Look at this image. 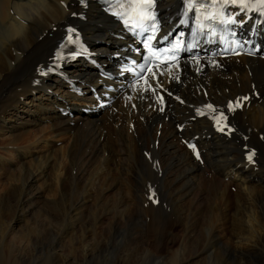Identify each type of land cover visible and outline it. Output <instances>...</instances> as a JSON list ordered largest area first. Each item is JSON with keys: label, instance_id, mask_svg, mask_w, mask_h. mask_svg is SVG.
<instances>
[{"label": "bare ground", "instance_id": "obj_1", "mask_svg": "<svg viewBox=\"0 0 264 264\" xmlns=\"http://www.w3.org/2000/svg\"><path fill=\"white\" fill-rule=\"evenodd\" d=\"M161 4L172 12L177 0ZM82 12L86 21L75 17ZM73 22L88 38L102 39L93 43L100 53L116 48L118 27L93 4L0 0V264H119L124 256L127 264H264V61L242 56L222 70L183 75L176 87L186 102L169 97L164 114L161 103L139 91L121 96L117 111L85 116L90 96L77 98L61 79L40 74ZM67 70L97 79L87 63ZM254 89L261 98L233 115L232 138L193 120L200 104L253 96ZM169 90L177 94L172 83ZM67 104L77 110L74 120L58 110ZM178 122L187 123L182 132ZM196 134L203 164L180 138ZM247 145L258 148L256 165L245 159ZM150 183L158 204L148 198ZM38 205L45 212L34 211ZM165 210L172 213L164 217ZM15 215L18 224L35 227H9ZM49 221H56L53 228ZM61 221H68L61 236L67 254L60 240L54 243ZM112 250L122 252L113 262L106 256Z\"/></svg>", "mask_w": 264, "mask_h": 264}, {"label": "rangeland", "instance_id": "obj_2", "mask_svg": "<svg viewBox=\"0 0 264 264\" xmlns=\"http://www.w3.org/2000/svg\"><path fill=\"white\" fill-rule=\"evenodd\" d=\"M143 141L145 142V141H147V140H143ZM57 144L60 145V142L57 143ZM57 147H59V146H57ZM38 206H39V207H38ZM38 206H36V207L34 208V209H35L34 211H36V210H40V208L42 207V208H43L42 210L45 212V210H46V205H44L45 207H44L43 205H38ZM29 209H30V208H29L28 206H26V207L24 206V210H25V211H26V210H29ZM44 209H45V210H44ZM71 209H72V208H71ZM172 209H173V208H172ZM163 213H164V214H163ZM163 213H162L163 216H164V217H167L170 213H172V210H171V212H168L167 210H165ZM86 216L88 217V213H86ZM12 218H13V219H12ZM12 218H9V219L6 220V221H7V224H9L8 226H9V227H14L16 230L18 229V231H20V232L23 231V227H27V229H29L30 225L33 226V223H31L30 225H28L26 222H22L21 225L18 224V223H17V217H16V215H15V217H12ZM15 221H16V223H15ZM8 222H9V223H8ZM61 222H62V221H61ZM105 222H106V220H105ZM55 223H56V221H55V222H54V221H49L48 224L50 225L51 228H53L54 225H55ZM87 223H88V218H87ZM67 224H68V221H63V222H62L61 228H63V229H60V230H59L58 233H60V234H57V235L55 236V238H54V241H55V242L53 241L54 243H57V242L60 240V246H62V247H60V249H61L62 253H64V254L69 253V251H68V249H67V247H66L67 240L65 239V241H66V242H65L64 240H62L63 238L61 237V236H62V233H64V231H65L66 228L68 227ZM10 225H11V226H10ZM22 225H23V226H22ZM34 225H35V224H34ZM52 225H53V226H52ZM85 225L88 226V224H85ZM76 226H77V225H76ZM80 226H81V225H80ZM33 227H35V226H33ZM38 227H39V226L37 225V229H38ZM221 227H222V226H221ZM223 228H224V231H227V230H228L229 228H231V227H223ZM20 229H21V230H20ZM63 230H64V231H63ZM180 230H181V229L178 228V231H180ZM231 230H232V228H231ZM127 231L130 232L129 235L131 236V234H132V230H127ZM127 231H126V232H127ZM129 232H128V233H129ZM217 234L221 235V234H223V231L221 230V231H219ZM80 236H82V234H78L76 237H80ZM85 238H86V240L88 241V235L85 234ZM192 240L194 241L193 238H192ZM192 240H191V241H192ZM50 241H51V239H50ZM191 241H190V242H191ZM193 241H192V242H193ZM190 242H189V243H190ZM192 242H191V243H192ZM194 242H195V241H194ZM65 243H66V244H65ZM189 243H188V248L191 246V247L189 248V249H191L192 246L194 245V243H192L193 245H191V243H190V244H189ZM139 244H143V243H139ZM2 247H3V246H1L0 248H2ZM64 248H66V249H64ZM209 250H210V248H208L207 250H205V251H204V254H205L206 252H208ZM67 251H68V252H67ZM3 252H4V251H3ZM3 252H2V253H3ZM49 253H50V252H48L47 257H49L50 255H51V257H52L53 254H52V253L49 254ZM112 253H114V255H113ZM119 253H122V252H118V251H113V250H112V252H110V254H109L110 256H108V254H107L106 256H107V258L110 257V258H109V259H111L110 261H112V260L115 261V260H116L115 258L117 257V255H118ZM111 255H112V256H111ZM115 255H116V257H115ZM0 257H1V256H0ZM125 258H127V259H125ZM0 259H1V258H0ZM52 259H54V257H52ZM114 259H115V260H114ZM124 259H125V260H124ZM124 259H123V257H122V260H119V261H120L119 264H121V263H122V264H125V263L127 264L128 260H129L128 257H127V256H124ZM44 261H45V260H44ZM51 261H52V260H51ZM113 261H112V262H113ZM121 261H122V262H121ZM123 261H124L125 263H124ZM262 261H263V260H262ZM39 262L42 263L43 261H39ZM193 263H194V264H197L195 261H192V262L187 263V264H193ZM42 264H44V263H42ZM117 264H118V263H117ZM198 264H201V262H198Z\"/></svg>", "mask_w": 264, "mask_h": 264}, {"label": "snow or ice", "instance_id": "obj_3", "mask_svg": "<svg viewBox=\"0 0 264 264\" xmlns=\"http://www.w3.org/2000/svg\"><path fill=\"white\" fill-rule=\"evenodd\" d=\"M261 3L264 4V0H261ZM193 12H195L197 9L193 6V8L191 9ZM206 19H213L214 17L213 16H207L205 17ZM231 22V21H230ZM211 107V106H209ZM249 159H251V157H249Z\"/></svg>", "mask_w": 264, "mask_h": 264}]
</instances>
